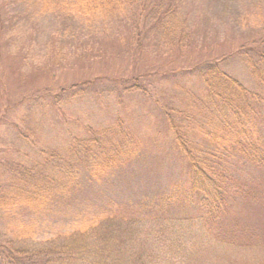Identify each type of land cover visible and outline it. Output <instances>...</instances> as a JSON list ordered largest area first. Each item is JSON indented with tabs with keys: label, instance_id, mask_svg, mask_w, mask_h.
<instances>
[{
	"label": "rangeland",
	"instance_id": "rangeland-1",
	"mask_svg": "<svg viewBox=\"0 0 264 264\" xmlns=\"http://www.w3.org/2000/svg\"><path fill=\"white\" fill-rule=\"evenodd\" d=\"M175 3L192 33L181 56L161 42L150 18L136 22L139 10L131 12L133 21L109 13L72 22L63 13L43 11L39 1L0 0L1 243L33 246L72 228L67 203L49 201V207L44 202L46 207L33 209L21 201L26 186L22 182L19 189L15 173L27 169V177L39 181L52 176L60 163L49 156L62 159L65 170L70 160L75 164L79 191L70 206L89 216L108 205L118 216L147 223L200 214L201 197L190 188L191 165L179 151L164 108L185 109L194 99L203 100V82L190 67L206 58L219 60L231 77L264 95L239 53L264 24V0ZM138 31L141 50L133 37ZM133 76L143 90L117 87L118 78ZM124 134L135 151L88 181L80 147L90 144L96 151L104 142L118 147ZM91 138L98 142L89 143ZM219 169L228 203L210 229L237 245L227 242L230 248L219 238L203 262L264 264V166L235 154Z\"/></svg>",
	"mask_w": 264,
	"mask_h": 264
},
{
	"label": "trees",
	"instance_id": "trees-1",
	"mask_svg": "<svg viewBox=\"0 0 264 264\" xmlns=\"http://www.w3.org/2000/svg\"><path fill=\"white\" fill-rule=\"evenodd\" d=\"M35 1L42 4L43 11L63 13L64 19L72 22L74 17L103 19L109 13L115 18L125 15L126 21H133L135 17L131 12L139 10L136 22L150 18L160 30L157 33L161 42L170 50H179L181 56V50L190 48L191 30L186 18L180 20L175 0ZM261 26L243 41L239 53L255 80L264 88V27ZM140 35L138 31L133 36L138 40L137 50L143 47ZM122 41L129 44L130 38L124 37ZM190 70L195 71L203 82V100L194 99L185 109L164 108V111L179 151L191 165V192L201 197L197 218L169 217L147 223L118 216L110 205L94 216L84 214L80 208L74 210L70 200L72 202L79 191L74 185L75 164L70 160L67 163L71 168L65 170L62 159L49 156L50 161L57 159L55 162L60 163L58 168L52 169V176L39 181L35 176L28 178L27 169L15 173L19 189L22 182L26 186L19 192L21 201L33 209L42 207L44 202H48V207L49 201L65 202L72 212L73 226L63 234L33 246L0 242V264H205L203 259L208 246L221 243L210 227L218 223L228 203L219 178L220 164L238 154L264 166V95L250 91L231 77L221 68L219 60L206 58ZM137 77H120L117 87H122L125 92L141 91L143 85ZM71 88L80 87L73 85ZM103 134L107 138L105 131ZM123 136L125 134L121 135L123 144L118 147H109L105 142L96 151L90 144L80 147L85 154L82 162L89 169L88 181L92 182L99 173L102 176L108 166L116 165L135 151L129 145V139ZM88 142L96 144L98 138ZM220 239L224 240V245L227 242L233 247L237 245L227 238Z\"/></svg>",
	"mask_w": 264,
	"mask_h": 264
}]
</instances>
